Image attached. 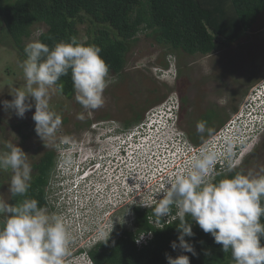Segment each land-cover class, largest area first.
Instances as JSON below:
<instances>
[{"label":"clouds","instance_id":"1","mask_svg":"<svg viewBox=\"0 0 264 264\" xmlns=\"http://www.w3.org/2000/svg\"><path fill=\"white\" fill-rule=\"evenodd\" d=\"M101 51L94 44L79 43L74 36L69 38V42L57 43L51 50L39 41L27 44L24 49L27 59L22 65L27 91H17L11 101L2 103L6 108L14 109L19 118H23L34 106L32 120L38 136L54 135L62 125V117L49 107L50 90L62 94L64 86L60 81L69 72L75 99L85 112L91 114L105 105L104 92L115 82V78L110 75L109 65L101 57ZM29 98L30 103L27 102ZM250 100L247 106L236 112L234 119L238 126L234 133H229L226 142L222 141L216 148H205L206 150L192 155L186 172L176 174L170 183L164 185L162 198L157 201L152 213L155 218L153 223L162 224L161 220L169 217L178 219L179 243L171 242L173 250L179 247L184 252L196 255L194 247L185 240V237L194 236V222L204 233L210 234L216 244L221 245L222 252L231 253L234 264H264V246H261V240L264 239V223H261L264 218V175L253 177L236 173L230 178L225 177L215 182L210 179L217 170L226 167L230 170L244 163L251 152L246 146V137L253 130L260 129L264 132V83L253 89ZM173 101L177 106H172L171 101L168 105L170 109L161 115L170 124L173 120L171 113L177 116L180 111L179 101ZM158 118L159 115H156L150 124L153 131ZM77 119L84 120V113H78ZM242 122L247 126L243 128L242 140L233 138ZM99 123L105 125L104 134L97 133L96 123L90 133L95 134L96 141H104L106 147L107 141L111 140L109 150L107 147L106 155H101V158L89 155L83 165L88 166L87 162L93 167L96 164L105 165L113 157L116 147H120L123 153L129 143L141 141V138L145 141L144 132L149 128L148 121L129 129L122 128L114 121ZM170 124L167 128L169 136L177 132ZM206 130L210 131L207 129V122L198 121L197 133L203 134ZM221 130L224 131L219 128L207 140ZM244 130L247 131L246 134ZM161 136L164 138V133L157 139L148 141L163 139ZM183 139L191 144L186 136ZM8 148L7 155L0 157V166H6L12 172L8 192L13 197H24L31 186L32 167L27 162L28 155L20 147L10 144ZM81 166L82 163L78 164L76 170L80 171ZM82 173L81 170L80 177ZM90 176L91 174L85 178ZM80 177L78 181L66 186L62 195L66 196L67 189L80 182ZM62 195L56 204L65 206ZM0 216L5 217L0 226V264H73L72 260H79L76 264H93L87 254L90 246L79 247L71 252L69 246L76 236L73 227L67 229L59 217L47 214V209L39 207L36 199L26 198L14 206L0 195ZM110 237L111 235L105 236L104 239ZM166 260L167 264H190L187 255L176 258L166 255Z\"/></svg>","mask_w":264,"mask_h":264},{"label":"trees","instance_id":"2","mask_svg":"<svg viewBox=\"0 0 264 264\" xmlns=\"http://www.w3.org/2000/svg\"><path fill=\"white\" fill-rule=\"evenodd\" d=\"M262 14L264 0H0V30L4 33L0 40L9 37L17 58L23 62L27 59L24 40L31 36L34 27L44 25L45 32L35 42H42L51 50L57 43L69 42V38L74 36L79 43L99 46L101 57L109 65L110 75L119 76L125 67L130 45L136 42L141 31H149L148 36L171 53L207 56L220 43H232L244 37ZM86 22L88 26L82 41L79 26ZM258 81L254 78L249 82L255 84ZM60 83L64 87L63 93L59 94L70 99L75 94L71 73L62 77ZM154 99L151 104L147 103L152 99L147 100L138 110L133 107L134 117L124 122V129L143 123L144 112L160 104L164 96ZM184 101L181 100V112ZM216 114L210 111L198 118L197 122H207L210 131L206 130L203 134L189 131L186 137L191 144L201 145L223 126L224 118L221 114L216 118ZM54 160V151L45 149L33 164L36 174L31 176L26 196L10 195L8 202L16 206L26 198L36 199L39 207L47 209L45 187L54 168ZM247 160L230 170L228 167L223 170L215 168L217 171L210 179L215 182L236 173L244 174ZM9 179L11 173L0 172L1 185ZM156 204L151 208L126 206L133 212L132 223L127 228H117L109 239L93 243L87 251L92 263L167 264L166 255L172 258L187 255L190 264H234L231 253L222 252L221 245L216 244L210 234L204 233L194 222V236L185 237V240L194 247L196 255L179 247L173 250L171 242L179 243V221L169 217L162 219V224L153 223L155 218L152 213ZM175 212L174 208L173 215ZM3 221H0V226ZM261 223H264V218ZM66 228L69 229L68 225ZM144 236H147L146 239L137 244V240ZM261 246H264V239Z\"/></svg>","mask_w":264,"mask_h":264},{"label":"rangeland","instance_id":"3","mask_svg":"<svg viewBox=\"0 0 264 264\" xmlns=\"http://www.w3.org/2000/svg\"><path fill=\"white\" fill-rule=\"evenodd\" d=\"M87 26L88 22L79 26L82 41L85 40L84 31ZM45 30L44 25L34 27L31 36L24 40V45L35 42ZM1 34L4 33L0 30V36ZM148 34L149 31L138 33L136 42L130 45L126 54L123 71L119 76L111 75L115 78V82L106 88L105 105L102 108L88 114L76 101L75 94L70 99H66L50 90L49 107L62 117V125L54 135L44 137L38 136L35 131V123L32 120L34 106L25 113L23 118H19L14 109L6 108L2 103L11 101L17 91L26 92L27 89L22 67L24 61L17 58L16 50L9 37L0 40V157L7 155L10 144L26 149L30 155L27 162L31 163L35 161L34 157L39 156L45 149L58 152L63 146H68L67 142L92 141L94 138L96 141L95 134L90 133L91 128L95 126H93L94 123L98 125L95 130L100 133L99 135L104 134L105 125L100 124L101 121H114L124 128L123 123L133 107L138 110L146 104L147 100L152 99L147 103L151 104L154 98L162 96L164 100L160 104L151 106L144 112L142 121L152 124L156 116L154 110L162 105L168 106L174 99L176 102L179 101L178 96L180 95L185 99L184 109L182 112L179 111L177 121L170 124L174 126L179 136H187L189 131L197 132L198 118L210 111L217 113L216 118L222 115L225 123L221 128L226 130L229 129L230 121L235 120L236 112L239 109L242 110L251 101L250 95L253 89L260 83H264V14L258 17L244 37L232 43H220L217 49L207 56L171 53L157 45ZM254 78L259 79L258 83L249 82ZM244 90L246 92L241 95ZM27 102L30 103L31 98ZM235 108L236 110L233 111ZM81 112L85 115L84 120L77 119V114ZM154 127L163 128L164 138L161 136L163 139L159 138L158 141L170 139L167 135V124L162 125L158 122ZM235 128L236 126L233 130ZM243 128H247L245 122L241 123V127L233 138L242 140ZM213 137L207 141H215ZM261 137H263L262 141H259ZM246 140L248 141L246 146L251 149V152L246 157L248 160L244 164V174L253 177L264 175V132L260 129L253 130ZM110 141H107L108 150ZM104 147L107 149L106 146ZM62 152L65 157L69 153L67 150H62ZM7 169L9 168L6 166H0V172ZM10 173L12 176L11 171ZM10 180L0 184V195L7 202L11 195L8 192ZM133 199L139 200L137 197ZM146 205L143 208H151L153 202ZM80 207L77 218L74 219L70 214L71 220L67 221L68 228L73 227L76 234L74 242L69 246L72 249L71 252L79 247L91 246L107 232V230H102L104 226L101 224L104 222L100 221L101 219L107 221L109 213L103 215L100 208L92 210V208H87L89 205ZM66 210V208L63 210L62 215L58 213L57 217L65 221L67 219ZM47 214L55 216L51 211H47ZM127 217L126 222H121L120 217L115 214L112 221L108 222L106 229L129 227L133 221V212H127ZM4 219V216H0V221ZM95 232L100 233L95 235ZM146 237L140 238L137 244L142 243ZM76 261L72 260V263L76 264Z\"/></svg>","mask_w":264,"mask_h":264},{"label":"built area","instance_id":"4","mask_svg":"<svg viewBox=\"0 0 264 264\" xmlns=\"http://www.w3.org/2000/svg\"><path fill=\"white\" fill-rule=\"evenodd\" d=\"M172 106H177L175 101L172 102ZM157 108L154 110L157 112H154V115H159L157 123L169 125L170 123L166 119L165 122L161 115L166 114L170 107L162 105ZM171 115L173 124L177 121V116L173 113ZM230 122L229 129L224 130L223 134L222 130L215 134L213 137L215 141L200 146L189 144L183 139L184 136H179L177 132L167 141H148L157 139L164 133L163 128L153 131L149 124V128L144 132L145 141L141 138V141L129 143L123 153L120 147H116L113 157L105 165L96 164L90 177H80V182L67 189L68 194L62 195L65 206L56 204L55 209L59 210L60 215L65 208L68 210L67 217L64 216L67 219L63 221L66 226L69 225L67 221L70 214L74 219L77 218L81 205H89L87 208L92 210L100 208L102 212L106 207L118 208L122 204L138 205L142 208L149 202L155 204L162 198L164 185L170 183L176 174L186 172L192 155L206 150L205 148H216L218 143L227 141L226 137L228 138L230 132L234 133L233 129L237 126L235 120ZM230 129L232 130L229 131ZM134 197L139 200L135 201ZM131 199L133 201H130Z\"/></svg>","mask_w":264,"mask_h":264},{"label":"flooded vegetation","instance_id":"5","mask_svg":"<svg viewBox=\"0 0 264 264\" xmlns=\"http://www.w3.org/2000/svg\"><path fill=\"white\" fill-rule=\"evenodd\" d=\"M178 100L181 105V100H185V99H183V97L179 95ZM184 104H185V101H184ZM133 117H134V112H130V115L128 114V117L124 122L131 120ZM262 138L263 137L259 138V141H262ZM103 142L104 141H78V142H72V143L67 142L68 146H63L61 148L62 150H67L69 152L66 157L63 154L61 149H59L58 152L49 149L51 151H54L55 160H54V168L50 172L48 184L45 187L46 203L48 205L47 211H51L52 213H54L56 217L58 213L60 214L59 210L55 209V205L59 201V199H61L62 192L65 190V187L68 186L71 182L79 180V177H80L79 172L81 170L83 172L81 174V177H85V176L92 174L94 167L92 165L89 166V162H87L88 166H86L85 164L83 165V162L86 160L87 157H89V155L98 156L100 158L102 157L101 155L103 154L106 155ZM70 145L71 147H69ZM22 151L26 155H28L27 158L30 159V155L27 153L26 149H22ZM43 152L39 156L34 157L35 158L34 162L29 163L32 167L31 176L32 174H36L35 169H33V164H35L37 160L42 156ZM81 163H82V166H81L80 171L76 170V168L78 167V164H81ZM6 171L10 173L11 170L7 169ZM109 211H112V212H109ZM130 211L131 210L129 208L127 209L126 206L124 205L120 206L119 208L106 207L101 213H103V215L109 213V217L107 221H104L103 219H101L100 222H104L101 224L104 226L102 230L103 231L107 230V232L106 234L103 235L100 241L104 240L105 236L114 234L117 228L122 227V226L115 227V229H112V230L106 229L108 222L112 221V218L114 217V215L117 214L120 217L121 222H126L128 218L127 212H130ZM100 232H95V235H97Z\"/></svg>","mask_w":264,"mask_h":264}]
</instances>
